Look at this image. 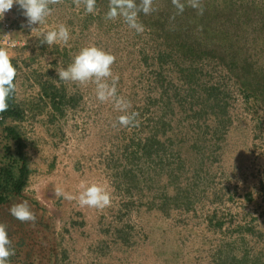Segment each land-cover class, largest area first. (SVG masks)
Segmentation results:
<instances>
[{"label": "rangeland", "instance_id": "374dc122", "mask_svg": "<svg viewBox=\"0 0 264 264\" xmlns=\"http://www.w3.org/2000/svg\"><path fill=\"white\" fill-rule=\"evenodd\" d=\"M200 4L202 15L189 6L177 14L171 0H155L139 34L105 18L109 0L92 14L62 0L34 32L19 5L9 10L5 48L24 115L0 121V165L17 157L7 125L29 162L25 187L0 200L12 264H264V0ZM60 23L68 44H42ZM90 44L116 56L118 95L139 113L137 126H120L122 113L94 84L59 80ZM57 90L59 109L47 94ZM92 183L112 193L110 206L55 195L60 186L78 197ZM22 200L34 224L10 214Z\"/></svg>", "mask_w": 264, "mask_h": 264}, {"label": "clouds", "instance_id": "9594fccd", "mask_svg": "<svg viewBox=\"0 0 264 264\" xmlns=\"http://www.w3.org/2000/svg\"><path fill=\"white\" fill-rule=\"evenodd\" d=\"M62 0H0V19L13 5H19L23 15L27 18V25L31 32L37 31L47 18L52 14V5L61 3ZM177 9V14H182L186 6L199 10L203 14L200 0H171ZM76 6L84 5L85 11L92 14L96 10V0H73ZM155 0H109V10L105 15L107 20L123 18L127 25L138 34L143 33L144 25L139 21L140 13L149 15L157 11L154 7ZM42 44L51 46L62 43L67 45L70 37V28L60 23L52 30L41 33ZM116 56L110 51L96 44H90L80 49L68 66L59 68L56 73L60 81L71 82L80 86L95 85L96 98L104 103L111 101L115 110L122 113L118 117V123L122 127L137 126L139 113L131 111L130 101L118 95L119 76L114 74L113 65ZM17 69L13 66L7 49L0 47V113L7 111L8 99L15 92V78ZM55 195L66 200H78L81 207L104 209L112 203V193L102 184L92 183L79 193L78 197L57 186ZM10 214L21 222H36V214L27 200L14 203ZM16 250L9 237L8 226L0 222V264H12L11 257L15 256Z\"/></svg>", "mask_w": 264, "mask_h": 264}, {"label": "trees", "instance_id": "16d2710c", "mask_svg": "<svg viewBox=\"0 0 264 264\" xmlns=\"http://www.w3.org/2000/svg\"><path fill=\"white\" fill-rule=\"evenodd\" d=\"M11 61L13 66L17 69L18 72L17 63H15L13 59H11ZM14 83H15V92L8 99V109L7 111L0 113V121L3 123L6 122L8 118H22V116L24 115L22 109L18 105L19 103H17L16 101L17 76L15 78ZM59 93H61L59 90H57L55 93L52 94L47 91V94L52 99L57 109L60 108L59 103L60 102L63 103L62 102L64 99L63 95L65 94V93H61L60 95ZM4 131L6 133L5 138L14 140L16 142V149L14 150L15 152L14 154L17 155V157L14 158V162H7L4 165L3 164L0 165V200H4L3 196H7V194L10 193L11 191L18 192L22 190L27 183L28 174H29V162L26 160L24 154L25 143L21 138L19 129L14 125L12 126L7 125L4 127ZM9 150L10 148L7 147V151ZM15 162L20 165L17 168L18 171H15V166H16Z\"/></svg>", "mask_w": 264, "mask_h": 264}, {"label": "built area", "instance_id": "2783aa9c", "mask_svg": "<svg viewBox=\"0 0 264 264\" xmlns=\"http://www.w3.org/2000/svg\"><path fill=\"white\" fill-rule=\"evenodd\" d=\"M12 29V20L10 19L8 11L5 13L3 19H0V44L2 45V48L11 44V41H9V35H11Z\"/></svg>", "mask_w": 264, "mask_h": 264}]
</instances>
